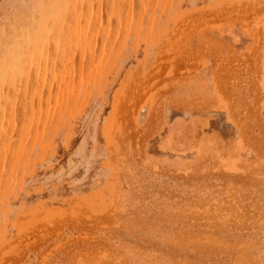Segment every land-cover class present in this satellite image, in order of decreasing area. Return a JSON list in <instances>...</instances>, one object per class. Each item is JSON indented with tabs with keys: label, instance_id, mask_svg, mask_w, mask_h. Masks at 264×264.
I'll use <instances>...</instances> for the list:
<instances>
[{
	"label": "bare ground",
	"instance_id": "bare-ground-1",
	"mask_svg": "<svg viewBox=\"0 0 264 264\" xmlns=\"http://www.w3.org/2000/svg\"><path fill=\"white\" fill-rule=\"evenodd\" d=\"M0 264H264V0H0Z\"/></svg>",
	"mask_w": 264,
	"mask_h": 264
}]
</instances>
